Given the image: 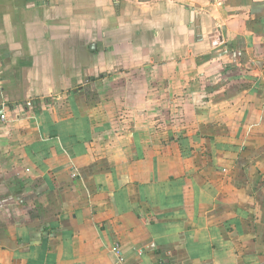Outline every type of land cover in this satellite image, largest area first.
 Wrapping results in <instances>:
<instances>
[{
    "label": "crops",
    "instance_id": "crops-1",
    "mask_svg": "<svg viewBox=\"0 0 264 264\" xmlns=\"http://www.w3.org/2000/svg\"><path fill=\"white\" fill-rule=\"evenodd\" d=\"M0 111V264H264V0H0Z\"/></svg>",
    "mask_w": 264,
    "mask_h": 264
},
{
    "label": "built area",
    "instance_id": "built-area-1",
    "mask_svg": "<svg viewBox=\"0 0 264 264\" xmlns=\"http://www.w3.org/2000/svg\"><path fill=\"white\" fill-rule=\"evenodd\" d=\"M24 107L28 108V107H32V100L31 99H27L24 102ZM0 120L4 121L6 120L5 115L4 114H0ZM118 253V251H116Z\"/></svg>",
    "mask_w": 264,
    "mask_h": 264
},
{
    "label": "trees",
    "instance_id": "trees-1",
    "mask_svg": "<svg viewBox=\"0 0 264 264\" xmlns=\"http://www.w3.org/2000/svg\"><path fill=\"white\" fill-rule=\"evenodd\" d=\"M36 103V100L35 99H33V104H35ZM33 107V106H32Z\"/></svg>",
    "mask_w": 264,
    "mask_h": 264
},
{
    "label": "water",
    "instance_id": "water-1",
    "mask_svg": "<svg viewBox=\"0 0 264 264\" xmlns=\"http://www.w3.org/2000/svg\"><path fill=\"white\" fill-rule=\"evenodd\" d=\"M0 113H1V111H0Z\"/></svg>",
    "mask_w": 264,
    "mask_h": 264
}]
</instances>
